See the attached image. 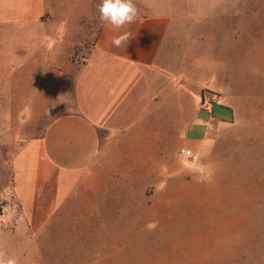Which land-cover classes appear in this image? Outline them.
Wrapping results in <instances>:
<instances>
[{
  "label": "rangeland",
  "instance_id": "1",
  "mask_svg": "<svg viewBox=\"0 0 264 264\" xmlns=\"http://www.w3.org/2000/svg\"><path fill=\"white\" fill-rule=\"evenodd\" d=\"M45 2L52 25L41 47H56L80 63L94 44L100 0ZM134 2L140 15L170 17L176 34L169 48L182 58L179 71L194 89L214 75L215 86L237 93L226 98L238 100L231 106L234 121L190 157L170 155L161 182H151L157 177L146 176V169L134 178L123 173L97 196L72 200L32 240L15 229L18 207L8 212L9 201L0 197V251L18 264H264V0ZM224 52L231 70L221 64ZM74 70L63 77L67 86ZM28 87L24 80L23 93ZM34 98L43 111V97ZM9 125L8 134H0V193L24 138L22 128Z\"/></svg>",
  "mask_w": 264,
  "mask_h": 264
},
{
  "label": "crops",
  "instance_id": "2",
  "mask_svg": "<svg viewBox=\"0 0 264 264\" xmlns=\"http://www.w3.org/2000/svg\"><path fill=\"white\" fill-rule=\"evenodd\" d=\"M48 14L45 0H0V134H8L9 123L24 130L0 197L9 201L8 212L18 207L15 229L31 240L72 200L97 196L123 173L134 178L146 169L157 177L151 182H161L170 155L185 158L180 149L194 151L215 139L234 121L231 106L238 102L226 100L237 93L215 86L216 76L194 89L179 71L183 60L169 48L176 33L167 15H139L119 30L99 21L92 48L74 65L56 47H41L52 25ZM124 32L131 38L114 46ZM221 56L231 70L227 52ZM73 70L67 86L63 77ZM13 105H19L15 115Z\"/></svg>",
  "mask_w": 264,
  "mask_h": 264
},
{
  "label": "clouds",
  "instance_id": "3",
  "mask_svg": "<svg viewBox=\"0 0 264 264\" xmlns=\"http://www.w3.org/2000/svg\"><path fill=\"white\" fill-rule=\"evenodd\" d=\"M99 12V21L102 25H110L114 29H121L125 25L134 23L140 15L134 0H100L97 5ZM131 38L129 32H124L113 38L112 43L120 47ZM154 226V225H150ZM0 264H18V261L12 257H6L5 253L0 251Z\"/></svg>",
  "mask_w": 264,
  "mask_h": 264
},
{
  "label": "built area",
  "instance_id": "4",
  "mask_svg": "<svg viewBox=\"0 0 264 264\" xmlns=\"http://www.w3.org/2000/svg\"><path fill=\"white\" fill-rule=\"evenodd\" d=\"M180 155L184 156L185 158H188L192 155L191 151L187 149H180L179 151Z\"/></svg>",
  "mask_w": 264,
  "mask_h": 264
}]
</instances>
